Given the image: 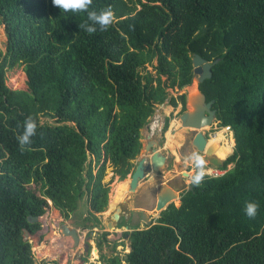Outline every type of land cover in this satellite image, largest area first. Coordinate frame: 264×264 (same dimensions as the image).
<instances>
[{"label": "trees", "instance_id": "trees-1", "mask_svg": "<svg viewBox=\"0 0 264 264\" xmlns=\"http://www.w3.org/2000/svg\"><path fill=\"white\" fill-rule=\"evenodd\" d=\"M108 6L111 23L89 34L79 27L86 12L65 13L52 0H0L7 37L0 48V264L36 263L24 233L42 228L28 217L44 215L48 200L65 219L84 195L86 220L107 208L108 163L125 179L156 105H186L187 94L170 96V89L193 82L195 53L219 58L200 89L214 100L216 123L234 133L226 172L192 184L156 223L126 231L124 259L116 253L101 261L233 264L254 257L264 264V0H92L90 8ZM8 65H23L27 89L6 84ZM28 117L37 130L22 148L17 137ZM91 154L101 163L96 172L87 164ZM249 200L259 204L254 217L243 211Z\"/></svg>", "mask_w": 264, "mask_h": 264}, {"label": "rangeland", "instance_id": "rangeland-1", "mask_svg": "<svg viewBox=\"0 0 264 264\" xmlns=\"http://www.w3.org/2000/svg\"><path fill=\"white\" fill-rule=\"evenodd\" d=\"M6 42L7 37L4 31V26L0 23V48L2 51L6 50ZM154 62H156V60H154ZM148 69L153 70L151 65H148ZM26 81L27 76L23 70V65L7 66L6 84L10 88L25 90L27 89ZM195 88L196 84L192 82L190 85H187L180 90L177 88L173 90L170 89V93L171 96L173 95L175 97L185 92L188 95L189 93L194 92ZM178 105L179 106L175 107L174 109L172 104L169 103V99H167L162 104L156 105L155 113L151 117L150 122L142 128V149L133 160L137 161L140 158L148 159L149 151L145 150V148L147 142L153 137L156 138L157 141H160V143L157 145V148L160 151H163L168 156L163 168L161 166L160 172L158 174H155V176L153 177H148V173L146 177L140 181L137 189L135 191L128 190L125 193L126 195L124 194L121 200L117 202L115 206H112V204L114 202V192L117 184L126 181L130 182L131 177L130 175H128L125 179H120L119 176L115 174L114 167L110 163H108L107 165L106 175L104 177V181L110 185L109 204L104 211L96 213V218L92 217L89 220L85 219V217L88 215L89 209V201L87 195H84V197H82L81 201L79 202L78 208L72 213L69 219H65L64 217L60 216L59 212L55 209L56 207L52 205V201L48 200L50 205L47 207L46 213L41 217L40 221L42 222V228L40 229V232H42L45 224L48 223L51 226L46 233L49 234L45 237L46 233L38 234V232H36L35 234H30L28 236V239H30L32 242L33 251L39 264H102V255L111 256L112 254L116 253L120 254L122 259H124L126 254L130 250L129 240L124 233L126 231H131L132 229L130 228L125 230H116L115 225L114 227H104V224L107 221L111 220L110 216L112 211H114L116 208H121L122 211L125 212L134 209L137 216V221L139 220L140 225L136 223L132 227L135 228L139 226L140 228H144L147 224L140 221L139 212L143 209L148 213L158 215V212L155 210V204L157 200V190L161 184L177 186V192H179L180 190H185L190 186L191 183L188 176L194 171L191 157L192 153L197 150L196 148H193L189 138L187 139L190 145L189 149L187 150V148H184L179 150V147L181 145L179 143L182 142L181 139L185 141V138L187 137L186 135H184V131H186L189 127H179L176 132L174 131L175 133H177L176 136L173 137V141L175 142H169L167 137V132L171 129V122L173 120L181 122L180 116L177 114L181 103H178ZM166 117H168L169 120L168 128L163 131V125ZM49 120L51 122H54L53 119ZM70 124L73 123L71 122ZM181 125L182 124H180V126ZM148 126H150V128ZM207 127L208 126H205L201 129H207ZM219 138L222 145L226 144V146H229L230 143L228 142H230L231 139H233V141L235 140L233 133H230L226 137H224L221 133ZM233 149L234 146H232V152ZM171 150L172 152L176 153L174 156H172ZM231 153H229L223 159L225 160ZM90 163H92V165L94 166V172L97 171L98 167L101 164L99 163L95 166L93 154L89 156L87 164ZM232 167L233 163L228 165V169ZM174 204L180 205L179 197L174 199ZM63 222H67L71 227H75L78 229L79 234L81 235L79 245H74V241L70 236H65L62 234L60 226ZM120 225H125V223L121 222ZM120 229H123V227H121ZM90 230H93L95 234H91ZM102 231L108 233V240H104V237L101 234ZM88 236H90L92 239L90 240L91 248L85 247L84 245V243L87 241ZM98 240H102L101 246H97L96 243L98 242ZM114 244H116L115 251H113ZM92 248L95 249V252H93L94 254L92 253ZM43 249L49 251L46 257H44L45 250ZM59 249H63V251L58 252ZM49 256H53L55 258L49 259ZM62 260L63 263H61ZM122 264L127 263L125 260H122ZM233 264H255V259L254 257H251L249 259L239 260Z\"/></svg>", "mask_w": 264, "mask_h": 264}, {"label": "water", "instance_id": "water-1", "mask_svg": "<svg viewBox=\"0 0 264 264\" xmlns=\"http://www.w3.org/2000/svg\"><path fill=\"white\" fill-rule=\"evenodd\" d=\"M219 61L217 58L215 61L210 62L207 59L203 58L200 54L195 53L193 56V66H194V78L193 83L196 84L195 91L187 95V111L183 112L181 115V124L183 127H192L198 129L197 134L192 138V145L199 151L206 152V161L216 167L222 168L224 166V159H220L217 155L212 153L211 147L205 150V146L208 142L204 133L202 132L203 127L211 125L217 118V109H213L214 100H207L206 94L200 89V84L207 78L212 77L213 75V65ZM150 128V126H148ZM146 149L149 150V145H146ZM152 154L150 160L147 161V158H142L137 165L134 172L131 174L129 189L135 191L140 184V181L145 178L147 171L153 168L155 174L160 171V167L164 161L167 159V155L162 151L152 148ZM188 174V173H186ZM179 197L177 190L163 184L161 189L157 194V204L156 210H164L170 202H173L175 198ZM120 217L119 209L112 216V219L108 221L107 227H114V221L118 222ZM28 219L30 221H40L41 216L29 215ZM147 223L150 222L145 218ZM61 232L65 236H70L74 245H79L81 240V235L75 227H71L67 222H63L60 226ZM91 234H94L92 232ZM30 235L29 231L26 229L24 233V238L28 239ZM90 236L87 237V241L84 243L85 247L90 248ZM35 264H39L36 261Z\"/></svg>", "mask_w": 264, "mask_h": 264}, {"label": "clouds", "instance_id": "clouds-1", "mask_svg": "<svg viewBox=\"0 0 264 264\" xmlns=\"http://www.w3.org/2000/svg\"><path fill=\"white\" fill-rule=\"evenodd\" d=\"M52 4L65 13L86 12L87 20L82 25H79V27H82L89 34L96 32L97 26H99L100 30H104L113 18L111 6L99 10L93 9L90 8L92 0H52ZM36 130V121L31 117L26 118L23 122V131L17 137L22 148L31 142V137L36 134ZM191 159L194 171L188 177L191 184L199 185L206 174L205 159L196 151L192 153ZM258 208V202L249 200L244 203L243 211L246 216L254 217L257 214Z\"/></svg>", "mask_w": 264, "mask_h": 264}, {"label": "flooded vegetation", "instance_id": "flooded-vegetation-1", "mask_svg": "<svg viewBox=\"0 0 264 264\" xmlns=\"http://www.w3.org/2000/svg\"><path fill=\"white\" fill-rule=\"evenodd\" d=\"M178 89V88H177ZM173 90V89H172ZM180 90V89H179ZM186 93V92H185ZM183 94V93H182ZM187 94V93H186ZM181 95V94H180ZM179 95V96H180ZM171 96V95H170ZM179 96H177V97H179ZM180 101V100H179ZM179 103H181V105H180V107H179V110L177 111V114L180 116V118H181V115L183 114V112H185V111H187V109H188V105H187V98H186V105H184L181 101L179 102ZM173 106V108L175 109V107H178L179 105H177V106H174V105H172ZM212 108L213 109H216L215 107H214V105H212ZM167 120H168V117H166V119H165V121H164V125H163V131H164V126H165V124H166V122H167ZM216 121H217V118H216V120L211 124V125H208V127H207V129H202V132L204 133V135H205V137L207 138V140L209 141L210 140V142H209V144H211L212 142H214V141H216V140H214V139H209V134H210V129L213 127V125L216 123ZM197 134V130L195 129V128H192V127H189V128H187V130L186 131H184V135H186L187 137L185 138V141H183V143H181V145H180V147H179V150L180 149H184V148H187V150L189 149V143H188V140H187V138H189V140L191 141V144H192V138L195 136ZM220 137V136H219ZM217 140H220V138H218ZM156 142H152V140L150 139L148 142H147V145H151V147H150V149L149 150H147L146 148H145V150H147V151H149V153H148V155H149V157H148V159H147V161L148 160H150V157H151V154H152V151H151V149L152 148H154V149H157V150H159L158 148H157V145L160 143V141H157V143L158 144H155ZM193 146V145H192ZM177 148V147H176ZM193 148H195L194 146H193ZM142 149V148H141ZM197 150V149H196ZM163 152V151H162ZM196 152H199L200 153V155H202L203 157H204V159H205V157H206V152L205 151H199V150H197ZM164 153V152H163ZM165 154V153H164ZM171 154H172V156H174L176 153H174V152H172V150H171ZM167 155V154H166ZM168 157V156H167ZM142 158H140V159H138L137 161H133L134 163H135V166H134V169L130 172V177H131V174L134 172V170L136 169V167H137V165L139 164V162H140V160H141ZM205 162H207L206 161V159H205ZM209 166H211V164H209ZM160 171H158L156 174H158ZM149 173V174H148ZM154 173V170H153V168H151V170H149V171H147V173H146V175L148 174L149 176L148 177H152V174ZM157 176V175H156ZM146 177V176H145ZM162 185L163 184H161L159 187H158V190H157V194H158V192H159V190L161 189V187H162ZM166 185H168V186H171L172 188H174L175 190L176 189H178L177 188V186H172V185H169V184H166ZM192 187V184H190V186L187 188V189H185V190H180L179 192H178V194H179V200H180V203H181V199H182V196H183V193L186 191V190H188V189H190ZM171 203H174V201L173 202H170L168 205H167V207L171 204ZM156 204H157V200H156ZM156 204H155V206H156ZM166 207V208H167ZM165 208V209H166ZM118 209H119V214H120V217H119V220H118V222H116L115 221V223H114V225H115V229L117 230V229H119V230H125V229H134V227H132V226H134L136 223L138 224V225H140V222H139V220L137 221V216H136V214H135V210L133 209V210H131V211H122V209L121 208H116L114 211H112V213H111V219H112V216L115 214V212H117L118 211ZM155 210H156V207H155ZM157 211V210H156ZM163 211V210H162ZM162 211H157L158 212V215H153V213H148L146 210H140V221L141 222H144V223H146L147 225H150V224H154V223H156L157 222V220H158V218L160 217V215H161V212ZM146 216H147V219H149L150 220V222L149 223H147V221H145V218H146ZM121 222H124L125 223V225H120L121 224ZM104 227H107V222L104 224ZM121 227H123V229H120ZM137 227H139V226H137ZM90 232L92 233V232H94L93 230H90ZM105 232H101V234H102V236H103V234H104ZM94 234H95V232H94ZM125 234V233H124ZM104 237V236H103ZM126 237L128 238V235H126ZM90 240H91V238H90ZM104 241V240H103ZM90 242V241H89ZM99 243V240H98V242L96 243L97 244V246H99L100 244H98ZM101 246V245H100Z\"/></svg>", "mask_w": 264, "mask_h": 264}, {"label": "bare ground", "instance_id": "bare-ground-1", "mask_svg": "<svg viewBox=\"0 0 264 264\" xmlns=\"http://www.w3.org/2000/svg\"><path fill=\"white\" fill-rule=\"evenodd\" d=\"M3 30V29H2ZM180 124H181V122H178L177 120H173L172 122H171V129L167 132V137H168V140H169V142H172L173 141V137H175L176 136V134L177 133H175L176 132V130L180 127H183L182 125L180 126ZM197 131H198V129H196ZM175 131V132H174ZM180 133V132H179ZM179 135V134H178ZM221 135V133L220 134H218L216 137H214V138H212V139H214V140H216V141H214V142H212L211 144H209V142H210V140L207 142V144H206V146H205V150L206 149H209L210 147H211V149H212V153L213 154H215V155H217L220 159H223V158H225L229 153H231L232 152V146L234 145L233 143H234V141H233V139H231L230 140V142H228V143H230L229 144V146H226V144L225 145H222V143H221V141L220 140H217L218 138H219V136ZM182 138V137H181ZM188 139V138H187ZM151 140H152V142H156L155 144H158L157 143V139L156 138H151ZM182 140V142H183V139H181ZM173 142H175V141H173ZM181 142V143H182ZM227 142V141H226ZM181 143H179V144H181ZM149 147H151V145L149 144ZM179 152V151H178ZM165 162L166 161H164L163 163H162V168H163V166H164V164H165ZM177 170V169H176ZM128 190H130L129 189V182H121V183H119V184H117V186H116V189H115V192H114V202H113V204H112V206H115L116 205V203L117 202H119L120 200H121V198H122V196L128 191ZM126 195V194H125ZM156 207V206H155ZM108 211V210H107ZM105 213V212H104ZM92 240V239H91ZM94 241V240H93ZM93 252H95V249L94 248H92V253ZM90 254V253H89ZM94 254V253H93Z\"/></svg>", "mask_w": 264, "mask_h": 264}, {"label": "built area", "instance_id": "built-area-1", "mask_svg": "<svg viewBox=\"0 0 264 264\" xmlns=\"http://www.w3.org/2000/svg\"><path fill=\"white\" fill-rule=\"evenodd\" d=\"M220 133H222V135L226 137L230 133H233V130L229 125L219 126L217 123H215L213 127L210 129L209 139L216 137ZM205 168H206L205 177H217L223 175L226 172V169L219 168L213 165L209 166L208 162H205Z\"/></svg>", "mask_w": 264, "mask_h": 264}, {"label": "crops", "instance_id": "crops-1", "mask_svg": "<svg viewBox=\"0 0 264 264\" xmlns=\"http://www.w3.org/2000/svg\"><path fill=\"white\" fill-rule=\"evenodd\" d=\"M234 143H235V140H234ZM234 145H235V144H234ZM234 145H233V146H234ZM52 205H53V204H52ZM55 209L59 212V215L62 216L61 212H60L57 208H55ZM41 217H42V216H41ZM62 217H63V216H62ZM45 220H46V219H45ZM46 222H47V221H46ZM107 223H108V221H107ZM61 224H62V223H61ZM50 226H51V225L48 224V223L45 224V226H44L42 232H40V230L37 231L38 234H40V233H46L47 230L50 229ZM48 234H49V233H46L45 237H46ZM49 236H50V235H49ZM90 248H91V247H90ZM43 250H45V251H44V253H45V254H44V257H46V255H47V253H49V251H46V249H43ZM62 251H63V249H59V250H58V252H62ZM38 254H39V253H38ZM48 258H49V259H52V258H55V257H53V256L50 257V256H49ZM61 263H63V260L61 261ZM49 264H54V263H49Z\"/></svg>", "mask_w": 264, "mask_h": 264}]
</instances>
